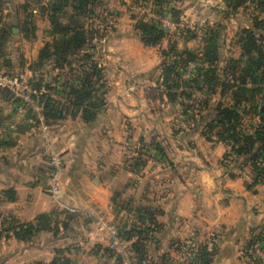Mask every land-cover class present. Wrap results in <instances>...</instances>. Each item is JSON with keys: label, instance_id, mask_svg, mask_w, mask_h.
Instances as JSON below:
<instances>
[{"label": "crops", "instance_id": "crops-1", "mask_svg": "<svg viewBox=\"0 0 264 264\" xmlns=\"http://www.w3.org/2000/svg\"><path fill=\"white\" fill-rule=\"evenodd\" d=\"M58 1L0 0V28L12 30L0 67L3 57L15 66L20 56L19 72L29 81L48 84L53 93H66L68 83L80 84L77 77L63 78L68 67L60 69L53 61L37 64L40 50L53 39L47 9ZM112 15L114 27L98 33L100 40L94 39V59L104 68L106 80V104L94 122L86 123L81 112L72 115L64 108L69 106L66 96L57 94L62 117L45 119L46 132L29 137L26 130L33 113L18 115L11 95L0 89V125L18 124L12 137L0 138V221L25 223L41 213L70 211L99 225H91V231L71 225L58 235L42 232L31 242L10 232L0 238V261L49 263L59 247L67 246L65 257L73 264H87L82 258L93 244L105 252L95 254L90 263L138 264L131 250L135 238L120 237V232L131 226H151L131 224L139 210L148 207L161 225L147 243L154 245L155 253L161 251V262L164 255L175 258L181 242L198 237L211 252V264H257L250 250L256 242H264V183L256 180L248 166L237 171L231 161L223 162L230 145L207 141L199 121L194 122L197 115L183 112L162 89V52L180 33H167L157 46H148L132 17L121 29L118 24L127 14L115 10ZM157 134L161 136L158 143L154 142L160 139ZM139 147L160 156L153 155L154 161L148 158L142 168L131 166L128 160ZM53 155L62 159L59 169L51 163ZM54 178L59 197L50 188ZM152 189L161 198L154 202L157 205L149 200ZM6 190L15 192L14 200L5 197ZM110 227L119 232V248L111 246ZM74 228L79 231L69 233ZM254 238L258 240L251 245ZM71 241L78 242L75 249L62 245Z\"/></svg>", "mask_w": 264, "mask_h": 264}, {"label": "trees", "instance_id": "trees-1", "mask_svg": "<svg viewBox=\"0 0 264 264\" xmlns=\"http://www.w3.org/2000/svg\"><path fill=\"white\" fill-rule=\"evenodd\" d=\"M236 1L235 7H238L249 0ZM99 2L100 0H59L48 8V17L51 23L49 34L52 35L53 39L40 50L37 60L38 65L53 61L60 69L68 67L73 70L74 57L81 56L78 59L79 64L76 65L79 72L75 76L79 79L80 84L74 86L68 83L66 93L56 92L66 96L69 106L64 108H67L72 115L81 112L86 123L94 122L106 104L104 68L94 59L93 54L95 49L93 40L99 35V30L93 28L92 25L88 26L86 23V20L96 15L95 6ZM159 2L161 5L163 4V0H157V3ZM253 3L261 12L264 11V0H253ZM135 29L139 32L142 41L148 46H157L166 35L158 22H148L144 19L137 21ZM11 33V28H0V56L3 54V48ZM239 44L241 54L239 58L231 60L232 65L225 68V80L222 83L224 94L225 92L226 94L230 93L233 103L218 102L214 108V118L204 127V134H207V130L213 131L219 128V139L231 146V151L227 155L249 156L253 168L260 169L257 161L262 159L264 154V97L261 99V104H258L259 101L256 99L264 94V18L254 17L253 23L241 30ZM162 54L165 57H170L171 51H163ZM182 54L186 58L181 63L177 59L169 61V58L162 63L163 84L166 86V94L172 102L178 101L177 94L172 90L179 86L176 77H180L179 66L181 64L186 66L200 60L207 64V67L201 70L198 78L187 81L190 88L196 86L200 90L206 85L213 88V82L219 79L217 72L221 70L218 67L222 60L220 46L209 39L205 40L204 53L201 54V57L190 49L185 50ZM181 55L177 56L180 57ZM30 83L38 90L44 89L50 93L53 90L52 86L42 85L39 81H30ZM2 91L10 96L7 90L2 89ZM182 94H186V91H182ZM41 102L43 114L47 121L62 117L58 108L59 101L52 98L48 93L41 96ZM243 102L254 103L253 111L260 118L261 126L251 134H245L239 129L241 125L239 108ZM260 178L261 173L258 172L256 180H260ZM260 181L264 183L262 179ZM4 194L8 200L15 199L13 190H6ZM62 215L63 218H61ZM76 215L70 211H52L41 213L35 220L25 223L11 219L8 221L9 225L5 230L13 232L19 240L31 242L42 232H52L54 235H58L61 231L68 230ZM137 215L142 221L148 219L151 226L140 228L132 226L127 231H121L120 237L135 238L131 250L138 264H143L147 260L145 253L147 252L149 236L157 226L156 212L147 207L139 210ZM1 237L2 232H0ZM257 240L254 238L251 245ZM62 251L63 249L58 248L57 256L49 263L35 262L33 264H73L69 258L59 254ZM106 251L111 252L109 249ZM175 261L170 255H164L161 264H174ZM146 264L148 263L146 262ZM194 264H211V252L208 251L206 245L201 244Z\"/></svg>", "mask_w": 264, "mask_h": 264}, {"label": "rangeland", "instance_id": "rangeland-1", "mask_svg": "<svg viewBox=\"0 0 264 264\" xmlns=\"http://www.w3.org/2000/svg\"><path fill=\"white\" fill-rule=\"evenodd\" d=\"M106 1H108V3ZM122 1L123 0H100V2L95 6L96 15L86 20L87 25H92L93 28L99 29V33L102 35L105 34V32H110L111 28L114 27L115 24V19L112 15L113 11L115 10H119L121 14H127L122 17L120 23L118 24L121 26V29L126 28L127 24H130L129 19L131 17L134 20V27L137 21L140 19H144L148 22H158L161 25L162 19H165L166 26H163V29H166L165 34L173 32L180 33L181 36L180 38L178 37L174 40L172 39L169 42L167 50L171 51V54L170 57L163 56V61L168 60L169 58V61L177 59L181 63L186 58V56L182 53L187 49L194 51L201 57V54L203 55L204 53L205 40L208 39L213 41V43L216 42L219 44L222 60L218 66L221 68V70H218L217 74L221 80L216 79L212 84L213 88L206 85L200 90L196 86L190 88V85L187 84V81L198 78V76L201 74V70L207 67V64L203 60H200L195 63L187 64L186 66H183L182 64L179 66L180 77H176L179 86L172 90V92H175L178 96V101L176 103L181 106L180 109H182L183 112L190 110V116H193L194 114L197 115V117L193 116L195 119H197L194 122L197 124V121H199V126L203 127V132H205L204 127L206 123H209L214 118V108L218 102L225 104L233 103L231 94H226V92L224 94V89L222 86V83L225 80L224 70L226 67L232 65V59L239 58L241 54V48L239 44L241 30L251 25L253 23L254 17L264 18V11L261 12L253 3V0H249L245 4L238 7H235V4L237 3L236 0H163L162 5L161 2H159L160 4L157 3V0H126L127 3H121ZM168 1L170 2V5H168ZM166 18H169L173 22L181 23L183 26L175 29L171 25L169 26L167 24ZM96 40H100L99 37H96ZM7 48L9 51V47ZM179 54L182 55L178 57L177 55ZM79 58H81V56L74 57L75 60H73V70L68 68L64 72L65 74L67 73L70 77L76 76V74L79 72V68L76 66L79 64ZM21 64L22 62L20 56L18 59H16L15 66L11 64L10 58L6 59V57H3V67H0V69L8 73L19 74ZM162 79H164L163 71H161L160 81H162ZM161 84L163 85L162 89H164L166 92L167 89L166 86H164L163 81ZM182 91H186V94H182ZM263 97L264 94L263 96L257 97L256 100L259 101L258 104L262 103L261 99ZM253 106L254 103L252 102H243L239 108L241 112V125L239 126V129L245 134L254 133L255 129L261 126L260 118L254 113ZM203 117H205V120L202 121ZM189 119L193 123V120H191V118ZM219 131V128L213 131L207 130V134H204V138L207 141L214 143L221 142L218 137ZM156 137H160V139H157L154 142H161V136L157 134ZM159 146L161 147V143H159ZM229 149L230 150L222 156V159L224 160L223 162L231 161L230 165L235 166L237 171H242L243 166H248L247 169L254 173L255 178L258 172H260V180L262 179L264 181V154L261 157L262 159L257 161V165H259L260 169H254L251 160L249 161V156H236L233 154L227 155L231 151V146ZM153 155L160 156V154H158L156 151H153ZM153 155H149V160L156 158ZM156 179L157 178L155 177L153 178L154 181H158ZM159 189L161 192V188ZM156 191L157 190L154 189L149 190V192H151L149 200L153 203H157L159 200H161V198L157 197ZM155 203L154 205H157ZM153 209H156V206H154ZM61 218H63V215ZM134 218L135 219L132 220L133 223H131L132 225H151L148 219H144V221H142L137 215H135ZM158 221H161V216L159 217ZM123 224L124 223L122 222V225ZM0 225H2L1 239L8 237L11 232L5 230L7 225H9L8 220L6 223H3L1 218ZM71 225H84L87 230L90 228L91 231V225H94L95 228V225L99 224L93 220H90L88 216L77 214L74 220L71 222ZM156 225H161V223L157 222L156 220ZM78 231L79 230H77V228H74L69 233H76ZM150 236L149 240H151ZM195 238L199 240L198 237ZM65 243L62 245H69L70 247H74V249L78 244V242L72 241ZM200 243L202 242L200 241ZM63 247L64 248L59 247L60 250L63 249V251L59 253L61 255H63L67 248V246ZM153 248L154 245L147 243V252L145 253L147 259L146 262L148 264H161V251L160 253H155ZM185 248L186 242H181L179 247L176 248L179 250H176L177 255L175 258H173V260H176L174 264H185ZM100 251L104 253L105 248L90 244L87 246V250L85 251L86 257L82 259L86 260L88 264L91 262V259L94 257V255L100 253ZM74 256L75 258L78 257L76 250L73 251V257ZM0 264L3 263L0 261Z\"/></svg>", "mask_w": 264, "mask_h": 264}, {"label": "built area", "instance_id": "built-area-1", "mask_svg": "<svg viewBox=\"0 0 264 264\" xmlns=\"http://www.w3.org/2000/svg\"><path fill=\"white\" fill-rule=\"evenodd\" d=\"M162 19V18H161ZM167 24L172 26L173 28H179L183 25L181 23H176L171 21L169 18H166ZM162 25L159 23L160 27L164 28L166 26L165 19H162ZM166 31V29H164ZM63 78H68V80H72V76L63 75ZM0 89L7 90L14 102V109L16 113L20 116H24L28 113H33L34 119H32L31 123L28 125L26 134L29 137H39L40 135L44 134L48 128L45 117L43 114V106L41 102V96L44 93H48L52 98L57 100V94L53 92H46L44 89L38 90L35 89L29 79H27L23 74H13L8 73L4 70L0 69ZM18 124L17 122H11L7 124L0 125V138L2 139H9L15 133H17ZM140 148V147H139ZM149 152L146 148H140L137 150L135 154L130 156L128 162L129 165L134 166L137 165L138 167L142 168L145 166L146 160L151 156H149ZM52 165L59 169L62 165V159L59 155H53L51 158ZM264 164V162H263ZM52 194L54 197H59L60 193L56 188V178H54L52 184L50 185ZM1 222V221H0ZM4 223V221L2 220ZM5 226V225H4ZM2 230V225H0V232ZM109 233L113 238L112 247L119 248V232L115 227H110ZM202 243L198 239H190L186 241V250H185V264H194L195 259L197 257L199 248ZM251 257L252 260L257 264H264V242L259 241L256 242L251 250Z\"/></svg>", "mask_w": 264, "mask_h": 264}, {"label": "water", "instance_id": "water-1", "mask_svg": "<svg viewBox=\"0 0 264 264\" xmlns=\"http://www.w3.org/2000/svg\"><path fill=\"white\" fill-rule=\"evenodd\" d=\"M13 31H14V32H17V29H14Z\"/></svg>", "mask_w": 264, "mask_h": 264}]
</instances>
